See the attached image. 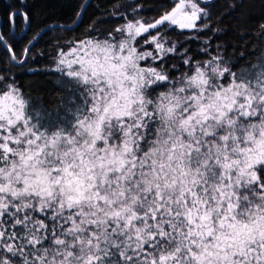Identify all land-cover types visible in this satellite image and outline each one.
Wrapping results in <instances>:
<instances>
[{
	"label": "snow or ice",
	"instance_id": "1",
	"mask_svg": "<svg viewBox=\"0 0 264 264\" xmlns=\"http://www.w3.org/2000/svg\"><path fill=\"white\" fill-rule=\"evenodd\" d=\"M141 8L55 49L91 98L70 127L42 131L0 75V249L22 264H106L111 248L124 264H264V71L256 87L237 82L219 54L194 62L167 38L210 26L198 0L151 18ZM17 17L30 24L17 9L10 27ZM40 35L10 36L26 41L19 57L2 31L0 46L23 65ZM170 55L190 71L168 87L169 69L151 62Z\"/></svg>",
	"mask_w": 264,
	"mask_h": 264
},
{
	"label": "trees",
	"instance_id": "2",
	"mask_svg": "<svg viewBox=\"0 0 264 264\" xmlns=\"http://www.w3.org/2000/svg\"><path fill=\"white\" fill-rule=\"evenodd\" d=\"M85 1L0 0V31L4 34L5 43L16 50L17 57L26 41L14 43L10 36L23 29L28 37H33L45 28L31 49V59L23 65L11 60L8 52L0 46V75L5 77V82L14 81L20 88L27 103V115L33 123L41 126L42 131L55 130L52 126L70 127V123H74L85 109V102L88 101L87 106L90 103L86 86L56 67L54 53L57 47L77 38L99 36L103 30L121 24L123 16L112 14L113 9L125 10L129 16L127 8L137 1L142 5L140 13L151 18L158 16L162 9L170 7L172 3V0H87L75 26L65 28L59 25L73 24ZM198 2L209 11L207 23L210 26L200 31L180 30L171 26L167 30V38L177 41L181 48H187L194 62H204L219 54L224 66L237 77V82L257 84L260 73L264 71V0ZM17 9L28 13L30 24L22 25L17 17L15 24L9 26L8 13ZM93 23L96 30L90 32L89 25ZM152 63L169 69L172 79L168 87L175 83L182 72L190 71V67L183 65L176 56H168L162 65L160 62ZM229 79L226 76L219 82L226 84ZM165 90L159 86L152 94ZM16 231L22 234L23 228L18 226ZM119 251L111 248L105 258L106 264H124ZM0 255L10 258L13 264H22L24 260V257L12 256L3 249H0ZM28 258L31 259V256Z\"/></svg>",
	"mask_w": 264,
	"mask_h": 264
},
{
	"label": "rangeland",
	"instance_id": "3",
	"mask_svg": "<svg viewBox=\"0 0 264 264\" xmlns=\"http://www.w3.org/2000/svg\"><path fill=\"white\" fill-rule=\"evenodd\" d=\"M137 4H139V5H141L139 2H137V1H135V2H133V3H131V6L129 7V8H127V10L129 11V13H130V15L128 16L127 15V13H126V11L125 10H122V9H113L112 11H113V13L112 14H114V15H122L123 16V22H124V20L125 19H131L132 18V16L134 15V13H132L131 12V9L133 8V7H135ZM202 7V6H201ZM141 15H143L142 13H140ZM144 16V15H143ZM145 18H150V17H146V16H144ZM122 22V23H123ZM118 26V25H117ZM171 27V26H170ZM172 27H174V26H172ZM176 29H178V28H176ZM85 38H87V37H85ZM152 63V62H151ZM229 82V81H228ZM227 82V83H228ZM221 84H223L222 82H220ZM227 83L225 84L224 83V85H227ZM251 86L252 87H256L257 86V84H251ZM86 90H87V88H86ZM89 96V95H88ZM89 101H90V103H89V106H90V104H91V98H90V96H89Z\"/></svg>",
	"mask_w": 264,
	"mask_h": 264
},
{
	"label": "water",
	"instance_id": "4",
	"mask_svg": "<svg viewBox=\"0 0 264 264\" xmlns=\"http://www.w3.org/2000/svg\"><path fill=\"white\" fill-rule=\"evenodd\" d=\"M199 1H200V2H211L212 0H199ZM86 2H87V0L84 2L83 6L80 8L79 13H81V10L83 9V7H84V5L86 4ZM15 11H17V10H14V11H12V12H15ZM79 17H80V15L77 17V19L75 20V23H73V24H67V25L59 24V25L65 27V28L75 26V25L77 24V22H78ZM25 28H26V27H25ZM25 28H24V29H25ZM44 30H45V28H42V29L39 30L37 33H41V32L44 31ZM37 33H36V34H37ZM36 34H35V35H36ZM35 35H34V36H35ZM11 60H12V58H11ZM15 63H16V62H15Z\"/></svg>",
	"mask_w": 264,
	"mask_h": 264
}]
</instances>
